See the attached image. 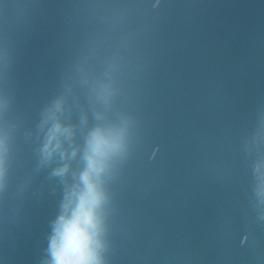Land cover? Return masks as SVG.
Segmentation results:
<instances>
[{"label": "water", "instance_id": "1", "mask_svg": "<svg viewBox=\"0 0 264 264\" xmlns=\"http://www.w3.org/2000/svg\"><path fill=\"white\" fill-rule=\"evenodd\" d=\"M97 128L104 264H264V0H0V264H47Z\"/></svg>", "mask_w": 264, "mask_h": 264}, {"label": "clouds", "instance_id": "2", "mask_svg": "<svg viewBox=\"0 0 264 264\" xmlns=\"http://www.w3.org/2000/svg\"><path fill=\"white\" fill-rule=\"evenodd\" d=\"M62 131L67 130L59 124L51 129L44 146L47 156L60 148L58 137ZM123 149L120 131L97 128L90 134L84 152L85 165L77 182L66 191L61 212L51 223L47 264H104V207L108 199L104 176ZM66 171L67 166L57 169L56 174Z\"/></svg>", "mask_w": 264, "mask_h": 264}]
</instances>
